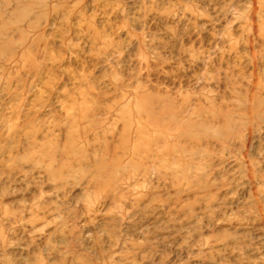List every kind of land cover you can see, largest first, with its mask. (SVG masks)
Here are the masks:
<instances>
[{"label":"rangeland","instance_id":"rangeland-1","mask_svg":"<svg viewBox=\"0 0 264 264\" xmlns=\"http://www.w3.org/2000/svg\"><path fill=\"white\" fill-rule=\"evenodd\" d=\"M0 264H264V0H0Z\"/></svg>","mask_w":264,"mask_h":264}]
</instances>
